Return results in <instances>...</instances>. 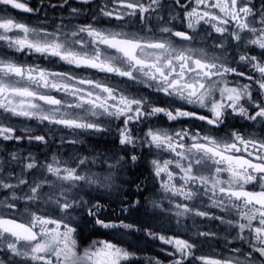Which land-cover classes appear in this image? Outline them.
<instances>
[{
  "label": "snow or ice",
  "instance_id": "6c2138e0",
  "mask_svg": "<svg viewBox=\"0 0 264 264\" xmlns=\"http://www.w3.org/2000/svg\"><path fill=\"white\" fill-rule=\"evenodd\" d=\"M0 264H264V0H0Z\"/></svg>",
  "mask_w": 264,
  "mask_h": 264
},
{
  "label": "flooded vegetation",
  "instance_id": "af4514ba",
  "mask_svg": "<svg viewBox=\"0 0 264 264\" xmlns=\"http://www.w3.org/2000/svg\"><path fill=\"white\" fill-rule=\"evenodd\" d=\"M32 3L34 4L35 0H32ZM12 15L16 16L17 18H21V17H25L27 14H23V13H20L18 10H14L12 12ZM145 247H147V246H145ZM149 252H150V248H149Z\"/></svg>",
  "mask_w": 264,
  "mask_h": 264
}]
</instances>
